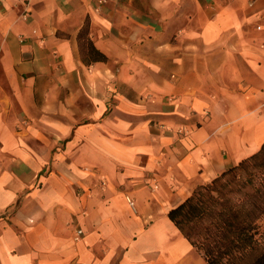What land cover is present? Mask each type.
Returning a JSON list of instances; mask_svg holds the SVG:
<instances>
[{"label": "crops", "instance_id": "0c3cea01", "mask_svg": "<svg viewBox=\"0 0 264 264\" xmlns=\"http://www.w3.org/2000/svg\"><path fill=\"white\" fill-rule=\"evenodd\" d=\"M263 143L264 0H0V264H206L168 211Z\"/></svg>", "mask_w": 264, "mask_h": 264}, {"label": "trees", "instance_id": "16d2710c", "mask_svg": "<svg viewBox=\"0 0 264 264\" xmlns=\"http://www.w3.org/2000/svg\"><path fill=\"white\" fill-rule=\"evenodd\" d=\"M86 35L87 25L79 37ZM168 218L206 264H264V143L197 186Z\"/></svg>", "mask_w": 264, "mask_h": 264}, {"label": "built area", "instance_id": "2783aa9c", "mask_svg": "<svg viewBox=\"0 0 264 264\" xmlns=\"http://www.w3.org/2000/svg\"><path fill=\"white\" fill-rule=\"evenodd\" d=\"M127 201H128V204L130 205V207L132 208V209H134V203H133V201H131L129 198H127ZM81 230H78L77 231V235H78V237L81 235Z\"/></svg>", "mask_w": 264, "mask_h": 264}]
</instances>
